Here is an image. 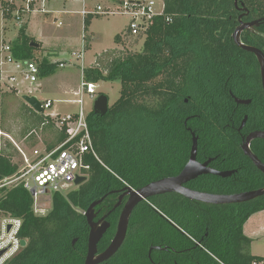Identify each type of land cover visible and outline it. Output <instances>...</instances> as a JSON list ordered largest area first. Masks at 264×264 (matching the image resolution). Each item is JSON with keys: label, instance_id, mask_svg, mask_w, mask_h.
<instances>
[{"label": "trees", "instance_id": "obj_1", "mask_svg": "<svg viewBox=\"0 0 264 264\" xmlns=\"http://www.w3.org/2000/svg\"><path fill=\"white\" fill-rule=\"evenodd\" d=\"M165 3L164 14L156 16L148 30L136 36L144 41L140 51L124 54L117 49L108 50L97 56L93 66L84 68L86 81L121 83L120 97L109 105L105 115L94 109L88 113L99 158L85 155L90 165L86 179L77 189L54 193L47 217L35 214L33 196L23 185L1 188L0 211L22 220L20 237L29 240L6 264H27L40 259L37 255L46 250V245L57 243L60 229L77 220L74 206L85 210L91 199L104 194L115 181L146 184L180 173L190 157L192 132L198 137L199 156L206 153L218 155L219 159L244 158L231 132L241 124L245 113L250 116L245 128L250 123L262 126L264 97L257 57L237 45L232 35L241 21L264 17V0H238V5L235 0H165ZM3 10L6 19L14 18L13 4L4 3ZM92 18L91 15L85 18V31ZM19 26V35L11 43L13 55L18 60H36V47L31 46L34 39L27 34V23ZM130 36L133 35L128 29L125 38ZM123 39L116 36L117 43ZM242 41L264 52V21L244 30ZM37 63L40 76L52 74L57 67L49 56ZM1 83L0 76V89L6 95ZM234 97H250L253 102L240 105ZM28 110L26 120L30 128L55 129L52 140L45 145L47 150L67 139L66 128L57 125L59 115L55 119L44 115L45 109L39 113L28 106ZM15 135L22 137L19 133ZM260 142L256 145L264 152ZM247 161L236 178L203 177L218 183L206 190L229 194L264 187V174ZM17 169L18 164L0 150V180ZM237 181H242L241 186L236 187ZM226 207L207 212L208 247L220 259L219 264H249L259 257L251 254L252 240L244 233V225L251 216L264 210V195Z\"/></svg>", "mask_w": 264, "mask_h": 264}, {"label": "flooded vegetation", "instance_id": "obj_2", "mask_svg": "<svg viewBox=\"0 0 264 264\" xmlns=\"http://www.w3.org/2000/svg\"><path fill=\"white\" fill-rule=\"evenodd\" d=\"M259 71L264 97L261 69ZM236 98L234 97L235 101ZM240 99L250 100L249 104L253 102L250 97ZM236 103L249 105L237 101ZM249 117V114L245 113L241 124L234 129V132H231L234 134L233 141L242 150L244 158L219 159L218 155L209 156L206 153L201 157L199 151L197 154L198 162H209L207 168L231 174L223 177L213 172L202 173L183 182V188L201 193L227 195V193L208 192L207 187L218 183L203 177L214 175L233 179L240 173L242 167L244 169L248 164L247 159L254 164L250 156L244 152L243 145L252 132L264 131V118L263 116L261 118L262 126H252L250 123V126L245 128L249 123ZM245 118V124L242 126ZM259 141L264 146V138H254L250 140L249 147L264 163L263 149L259 150L256 145ZM217 160L218 162H216ZM259 171L264 174L260 169ZM178 174L165 176L146 184L123 179L115 181L104 194L91 199L85 210L74 206V214L78 222L74 221L68 228L66 225L63 226L59 231L58 235L60 236L57 243L52 246L46 245V250L43 249L37 255L40 259H34L27 264H219L220 259L208 247L210 232L209 222H206L207 212L211 208L232 207L233 204L237 206V203L242 202L208 203L189 198L178 191H168L138 199L137 195L146 185ZM231 181L229 184L233 183ZM241 184L242 181L235 183L236 187ZM74 187L77 189L78 185H74ZM248 191L252 190L229 194ZM93 204L94 206L89 211ZM51 209V200L39 204L37 210L34 208L35 214L39 217H47ZM128 212L130 214L124 240L114 252L110 253L109 249L120 230L122 217H125ZM228 216L230 217L231 214L228 213ZM97 229L102 231V236L96 249L92 251L91 234L93 230ZM22 240L26 241V245L22 246L21 244L17 254L29 243L28 239L21 238Z\"/></svg>", "mask_w": 264, "mask_h": 264}, {"label": "rangeland", "instance_id": "obj_3", "mask_svg": "<svg viewBox=\"0 0 264 264\" xmlns=\"http://www.w3.org/2000/svg\"><path fill=\"white\" fill-rule=\"evenodd\" d=\"M117 1L87 0V9L96 11L98 5L105 8H116L119 6ZM6 2L9 0H0V46L4 43L11 44L16 40L19 35V25L27 23L28 36L40 44L34 51L36 61L40 62L42 58L49 56L51 63L57 65L55 72L40 76L36 82L25 80L22 72L17 71L13 63H6L3 66L1 84L2 91L7 94H3L0 89V150L7 153L15 163L21 165L22 156L19 147L26 153L32 154L33 149H40L52 140L53 130H55L54 127L32 129L28 126L26 115L29 114V105L23 96H36L42 102L48 99L52 100L53 107L45 109L44 115L77 114L79 104L76 100L81 96L67 90L80 88L83 80V68L94 65L97 56L108 50L117 49L124 54L140 51L144 41L138 39V36L125 38L131 15L123 7L116 14L93 16L88 29L90 34L86 33L89 36L86 44L88 41L91 44L89 48H86L83 44L84 16L79 12L83 8L82 1L51 0L49 9L71 11L47 14L33 12L24 15L22 20L16 19L15 5L14 18H5L3 5ZM58 22H62L60 27L57 26ZM117 35L124 37L120 43L116 42ZM81 54H83V58ZM60 62H66L67 65L61 67ZM15 72L16 79L9 81L8 75ZM95 84L97 86L96 94L94 96L84 95V108L87 114L94 109L95 101L100 95H107L109 105L114 104L120 97L121 83L119 81L101 80ZM31 129L32 131L29 132ZM16 133L22 137H17ZM71 189H74V185H71L68 190ZM66 192L67 190L64 191V193ZM2 214L3 212L0 211V217ZM248 234L252 239L251 254L264 258V210L251 219Z\"/></svg>", "mask_w": 264, "mask_h": 264}, {"label": "built area", "instance_id": "obj_4", "mask_svg": "<svg viewBox=\"0 0 264 264\" xmlns=\"http://www.w3.org/2000/svg\"><path fill=\"white\" fill-rule=\"evenodd\" d=\"M51 0H9V3L16 7V19L22 20L24 15L33 12L53 13L49 9ZM83 2L84 9L81 10L84 20L89 14L111 15L119 13L121 7L131 15L128 29L133 36L146 32L153 23L156 16L163 15L165 12V0H118L116 8H105L102 5L97 6L96 11L87 9V0ZM57 26L62 23L58 22ZM86 34H83L85 47ZM83 58V54H81ZM6 63H13L17 71L22 72L25 80L30 82L38 81L40 77V67L36 60H18L12 52V45L4 43L0 46V76L2 81L3 66ZM64 67L66 62H60ZM16 72L8 75L9 81L16 79ZM96 84L86 81L84 78L81 83V89L76 92L80 95L77 103L79 111L74 115H51L57 118L59 128H66L67 139L52 150H47L46 146L32 150L28 154L19 147L22 156V164L18 165L17 171L0 180L1 188H12L17 185H23L28 189L34 199V208L37 210L39 204L44 201H52V196L58 191L68 190L75 183L77 177L85 176L90 165L85 161L86 154H93L99 158L93 144L90 127L88 124V114L84 108V95L96 94ZM53 101L43 102V110L53 107ZM11 140L12 138L8 136ZM13 141V140H12ZM14 142V141H13ZM14 162V161H13ZM15 163V162H14ZM9 225L11 229L8 230ZM22 220L3 213L0 217V251L6 249V252L0 257V264H6L13 258L21 247L20 231ZM249 264H264V258L253 259Z\"/></svg>", "mask_w": 264, "mask_h": 264}, {"label": "water", "instance_id": "obj_5", "mask_svg": "<svg viewBox=\"0 0 264 264\" xmlns=\"http://www.w3.org/2000/svg\"><path fill=\"white\" fill-rule=\"evenodd\" d=\"M235 4L238 5V0H235ZM264 21V17L260 19H256L253 21L249 22H244L241 21L240 24L237 26L235 31L233 32V39L237 45L240 47L252 52L255 54L257 57V60L260 65L261 69V79H262V85H263V90H264V52L252 45H248L242 41V33L244 30L252 29L255 26H260L261 23ZM31 46L33 47H39V43L33 41L31 42ZM23 99L28 103L30 107H32L35 111L42 113L43 112V102L40 101L36 96H30V95H24ZM236 101L238 103H243V104H249L251 101L250 100H245V99H240L236 98ZM109 110V99L107 95L102 94L100 95L97 100L95 101L94 105V111L98 114L105 115ZM246 118L243 121L242 126L245 124ZM193 136V145L191 149V154H190V159L185 165L184 169L181 171L180 174L177 176H172V177H167L155 182H152L148 185H146L142 190H140L138 199H141L142 197H147L153 194H158V193H164L168 191H178L181 192L182 194L186 195L189 198L192 199H197L201 200L204 202L208 203H237V202H245L249 201L255 198H258L260 196L264 195V187L255 189L252 191L248 192H243V193H237V194H227V195H219V194H210V193H201V192H195L191 191L189 189L183 188L182 183L185 181H188L191 178L196 177L199 174L202 173H207V172H213L215 174L221 175L223 177L229 176L231 173L230 172H219V171H214L209 168H207L208 161L205 163H200L197 160V154H198V137L196 136L195 132H192ZM254 138H264V131L258 130L252 132L246 142L243 145V150L246 154L250 156L254 164L264 172V163L261 161V159L256 156L252 150L249 147L250 140ZM86 179L85 176H79L77 177L75 183L79 185ZM94 206V204L89 208V211L91 208ZM88 211V212H89ZM129 212L125 217H122L121 224L123 223V226L120 224V230L111 245L109 252L112 253L114 252L123 242L125 234H126V228L128 224V218H129ZM11 229V225H9L8 230ZM102 236V231L93 230L91 234V239H90V245H91V250L93 251L96 249V245L98 241L100 240ZM22 246L26 245V241L22 240L21 241ZM6 252V249L0 251V257Z\"/></svg>", "mask_w": 264, "mask_h": 264}, {"label": "crops", "instance_id": "obj_6", "mask_svg": "<svg viewBox=\"0 0 264 264\" xmlns=\"http://www.w3.org/2000/svg\"><path fill=\"white\" fill-rule=\"evenodd\" d=\"M65 2H66V1H65ZM99 4H101V3H99ZM86 5L88 6V2H87ZM87 8H88V7H87ZM82 9H84V6H83ZM82 9H81V10H82ZM56 10H57V9H55L54 11H55V12H61V13H62V12H70V11H71V10H59V11H56ZM81 10L79 11L80 13H81ZM81 14H82V13H81ZM90 15H91V16H94V15H101V14H96V13H95V14H89V15H87V17L90 16ZM101 16H102V15H101ZM56 18H58V17L56 16ZM54 22H56V21H54ZM54 22H53V23H54ZM53 23H52V24H53ZM61 23H62V22H61ZM54 26H55V25H54ZM27 27H28V25H27ZM61 28H62V27H61ZM59 29H60V28H59ZM84 31H85V30H84ZM88 31H89V30L85 31L84 33L86 34ZM88 33H89V32H88ZM89 34H90V33H89ZM86 36H87V37L85 38V45H86V40L89 39V36H88V35H86ZM90 42H91V41H90ZM40 43L42 44L41 41H40ZM88 43H89V41H88ZM88 43H87V44H88ZM90 44H91V43H89V46H90ZM39 45H40V44H39ZM96 59H97V58H96ZM95 63H96V62H95ZM95 63H94V64H95ZM92 66H93V65H92ZM83 71H84V68H83ZM78 89H79V90L81 89V85H80V88H78ZM78 89L76 90V88H74V89H73V88H70V89H68L67 91L76 94V92L79 91ZM48 100H50V99H48ZM50 101H52V100H50ZM53 103H54V102H53ZM53 105H54V104H53ZM58 115H60V114H58ZM260 212H261V211H260ZM260 212H257V213H255L253 216H251L250 219H249V220L246 222V224L244 225V233H245L246 236H248L249 238H250V236H249V234H248L249 222L251 221V219H252L256 214H258V213H260ZM250 239H251V238H250ZM251 240H252V239H251ZM251 247H252V243H251Z\"/></svg>", "mask_w": 264, "mask_h": 264}]
</instances>
